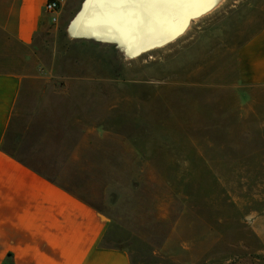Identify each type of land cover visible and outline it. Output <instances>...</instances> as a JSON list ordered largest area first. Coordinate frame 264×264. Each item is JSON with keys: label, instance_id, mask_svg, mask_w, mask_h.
<instances>
[{"label": "rangeland", "instance_id": "374dc122", "mask_svg": "<svg viewBox=\"0 0 264 264\" xmlns=\"http://www.w3.org/2000/svg\"><path fill=\"white\" fill-rule=\"evenodd\" d=\"M12 1L0 72L25 82L5 149L103 211L131 264H264V86L240 87L237 68L264 0H223L134 58L76 35L85 0L20 45Z\"/></svg>", "mask_w": 264, "mask_h": 264}, {"label": "crops", "instance_id": "0c3cea01", "mask_svg": "<svg viewBox=\"0 0 264 264\" xmlns=\"http://www.w3.org/2000/svg\"><path fill=\"white\" fill-rule=\"evenodd\" d=\"M44 2L13 0L6 36L30 46L49 22ZM237 68L240 87L264 86V28L239 48ZM24 82L0 72V264H131L125 249L105 243L103 211L5 149Z\"/></svg>", "mask_w": 264, "mask_h": 264}, {"label": "bare ground", "instance_id": "6f19581e", "mask_svg": "<svg viewBox=\"0 0 264 264\" xmlns=\"http://www.w3.org/2000/svg\"><path fill=\"white\" fill-rule=\"evenodd\" d=\"M223 0L212 4L160 5L151 14L130 17L120 6L85 0L72 21L76 35L104 38L123 47L126 55L138 57L166 46L187 31L192 20L215 10ZM143 11V9H141Z\"/></svg>", "mask_w": 264, "mask_h": 264}, {"label": "snow or ice", "instance_id": "6c2138e0", "mask_svg": "<svg viewBox=\"0 0 264 264\" xmlns=\"http://www.w3.org/2000/svg\"><path fill=\"white\" fill-rule=\"evenodd\" d=\"M98 3L120 6L127 9L126 15L135 17L151 14V9L160 5H195L212 4L214 0H97ZM143 9V11H141Z\"/></svg>", "mask_w": 264, "mask_h": 264}, {"label": "built area", "instance_id": "2783aa9c", "mask_svg": "<svg viewBox=\"0 0 264 264\" xmlns=\"http://www.w3.org/2000/svg\"><path fill=\"white\" fill-rule=\"evenodd\" d=\"M63 0H45L42 11L49 16V22L56 24L59 20L60 8Z\"/></svg>", "mask_w": 264, "mask_h": 264}]
</instances>
